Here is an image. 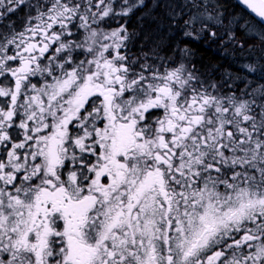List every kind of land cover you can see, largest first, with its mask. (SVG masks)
Here are the masks:
<instances>
[{
	"label": "snow or ice",
	"instance_id": "6c2138e0",
	"mask_svg": "<svg viewBox=\"0 0 264 264\" xmlns=\"http://www.w3.org/2000/svg\"><path fill=\"white\" fill-rule=\"evenodd\" d=\"M236 2L153 4L252 54L217 81L131 54L107 25L146 0H0V264H264V0Z\"/></svg>",
	"mask_w": 264,
	"mask_h": 264
},
{
	"label": "trees",
	"instance_id": "16d2710c",
	"mask_svg": "<svg viewBox=\"0 0 264 264\" xmlns=\"http://www.w3.org/2000/svg\"><path fill=\"white\" fill-rule=\"evenodd\" d=\"M219 3H221L222 5L230 8L231 11L233 12H241V6L237 4V2L235 0H217ZM167 2H170L174 5H179L182 4L184 2H186V0H167ZM149 6H153L154 4V0H149L148 1ZM156 8V7H154ZM179 10V8L177 9ZM154 10H151L149 12V15H152ZM152 12V13H151ZM159 13L162 14L163 17H165L166 22H168V17L166 15V9L163 8L161 10H158ZM187 15L184 14V19H187ZM244 15L247 16V18L253 22H257L256 17L249 15L246 11L244 12ZM151 17V16H150ZM149 17V19H150ZM158 20L161 19V17L157 18ZM149 22V21H148ZM145 23L144 25H142L141 30L143 34H146L147 31V35H151V36H155V37H161V38H165L167 36L166 31L165 32H160V26L158 24L153 25V26H149L148 24ZM180 23H182L179 20ZM211 26V25H210ZM171 27V25H170ZM199 29V28H197ZM215 31H217L218 33L223 32L222 28H215ZM160 32V33H159ZM237 36L240 39H245V35L243 30H240L239 32H237ZM154 37V38H155ZM203 38L208 39L207 41H201ZM226 39V37H225ZM157 40V38H156ZM249 43H259L258 41L255 40H250ZM207 45V46H205ZM191 48V55L190 58L195 61V66L196 68L199 70V72L207 79H211V80H220L221 76L223 75V73L225 71H228L230 73H235V74H239V75H247L244 70L241 68V63H245V62H250V59H246L242 56H245L246 53L248 52L247 49H245L246 51H244L241 55V50L238 48L233 47L232 45H224L222 43V41H220L219 39L213 40L211 38H209L207 36V33L205 32V34H200V38L199 39H194L193 42L190 43ZM258 52V51H257ZM180 54L182 57V52L180 50ZM260 55V53H259ZM262 63H264V61H262ZM250 78L255 77L254 75H250ZM260 83H264V80H260ZM242 87V85H241Z\"/></svg>",
	"mask_w": 264,
	"mask_h": 264
},
{
	"label": "flooded vegetation",
	"instance_id": "af4514ba",
	"mask_svg": "<svg viewBox=\"0 0 264 264\" xmlns=\"http://www.w3.org/2000/svg\"><path fill=\"white\" fill-rule=\"evenodd\" d=\"M150 7L151 6H149V10L147 11L144 12L140 11V13L131 14L133 19L127 25L129 33L135 32L134 33L135 35L133 36V39L131 40L129 45L131 54L137 57H140L143 54H147L148 56L152 57V59L149 62L156 63L158 67L160 66L161 63H165V65L167 66V62L164 61L165 57H167L168 62H171L173 60L180 61L181 60L180 50L181 49L191 50L192 47L190 46V43L193 42L194 39L185 35L183 37H179L180 33L184 34V32L186 31L185 28L183 29L180 28L179 19L175 22L170 21L168 19V22H166L165 17H163L162 14L158 12V10L163 9V7H156L155 11H153V13L151 12L152 15H149ZM145 13L149 15L148 20L146 17L145 18L142 17L141 20V16L145 15ZM158 17H161V19L158 20L157 19ZM121 21H123V18L118 19L119 23H115L112 26V28H115L120 24H124V22L121 23ZM147 22H148L147 25L149 26L158 24L160 26L159 31L160 32L166 31V33H169V35H167L165 39H163L161 37L147 35V31L146 34H143L141 27ZM17 23L19 24L20 22L18 21ZM201 34H205V32ZM207 40L208 39L202 37L201 41L204 42ZM176 44L178 45L177 52H174L175 55L172 56ZM157 56L160 58L159 60H157ZM189 61L191 64L195 65V61H193L190 58V56L187 61H183V62L187 63Z\"/></svg>",
	"mask_w": 264,
	"mask_h": 264
},
{
	"label": "rangeland",
	"instance_id": "374dc122",
	"mask_svg": "<svg viewBox=\"0 0 264 264\" xmlns=\"http://www.w3.org/2000/svg\"><path fill=\"white\" fill-rule=\"evenodd\" d=\"M149 0H146V2H148ZM218 2V1H217ZM147 4V7H141V8H138V9H136L133 13H140V11L141 12H144V11H147V10H149V4L148 3H146ZM155 8H154V6H151L150 7V11L151 10H154ZM133 13H131V14H133ZM187 12H185V14H186ZM129 15L128 17H124L123 18V21H121V23H123L124 22V24L126 25V27H127V25H128V23H130L131 22V20L133 19V17H132V15ZM148 14H146L145 13V15H142L141 16V20H142V17H146L147 18V20H148ZM185 16H187V15H185ZM168 17V16H167ZM117 20H114V21H111L110 23H109V25H107V26H109V27H111L112 28V26L115 24V23H119L118 22V19H120V17H117L116 18ZM252 21V20H251ZM253 22V21H252ZM180 23V22H179ZM225 23H227V20H225ZM253 23H255V22H253ZM196 28H200L201 26H200V24H196V26H195ZM180 28L181 29H183L184 27H183V25H182V23H180ZM186 30V29H185ZM135 33V32H134ZM201 34V33H200ZM167 35H169V33H167ZM184 36V34H182V33H180V35H179V37H183ZM163 39H165V38H163ZM133 42V41H132ZM177 48H178V45L176 44V47H174V51H173V53H172V56L173 55H175L174 54V52H177ZM246 51V50H245ZM258 51V50H257ZM255 52V55H257V56H259V51L258 52ZM241 55H242V53H241ZM251 53H249V51L246 53V55L245 56H242V57H244V58H246V59H250L251 58ZM245 63H247V62H245ZM245 63H241L240 65H243V64H245ZM242 68V67H241ZM243 69V68H242ZM250 76V75H249ZM248 76V79H250V80H258V77L257 76H255V77H253V78H250ZM219 81V80H218ZM260 82V81H259Z\"/></svg>",
	"mask_w": 264,
	"mask_h": 264
},
{
	"label": "water",
	"instance_id": "95a60500",
	"mask_svg": "<svg viewBox=\"0 0 264 264\" xmlns=\"http://www.w3.org/2000/svg\"><path fill=\"white\" fill-rule=\"evenodd\" d=\"M236 1V0H235Z\"/></svg>",
	"mask_w": 264,
	"mask_h": 264
}]
</instances>
